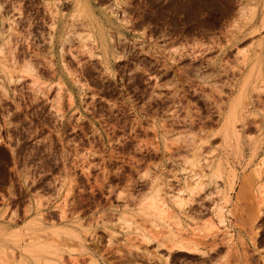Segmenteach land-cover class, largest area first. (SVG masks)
I'll list each match as a JSON object with an SVG mask.
<instances>
[{"label":"rangeland","instance_id":"obj_1","mask_svg":"<svg viewBox=\"0 0 264 264\" xmlns=\"http://www.w3.org/2000/svg\"><path fill=\"white\" fill-rule=\"evenodd\" d=\"M263 5L0 0V264H264Z\"/></svg>","mask_w":264,"mask_h":264},{"label":"bare ground","instance_id":"obj_2","mask_svg":"<svg viewBox=\"0 0 264 264\" xmlns=\"http://www.w3.org/2000/svg\"><path fill=\"white\" fill-rule=\"evenodd\" d=\"M264 6V5H263ZM263 11V10H262ZM53 38V37H52ZM264 48V47H263ZM239 103H236L234 102L231 107H230V113L228 114V117L231 116L235 111L236 109L239 107L238 105Z\"/></svg>","mask_w":264,"mask_h":264}]
</instances>
